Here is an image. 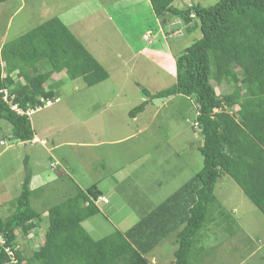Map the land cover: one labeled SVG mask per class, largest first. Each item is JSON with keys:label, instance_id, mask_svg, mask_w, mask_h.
Wrapping results in <instances>:
<instances>
[{"label": "rangeland", "instance_id": "374dc122", "mask_svg": "<svg viewBox=\"0 0 264 264\" xmlns=\"http://www.w3.org/2000/svg\"><path fill=\"white\" fill-rule=\"evenodd\" d=\"M217 1L178 0L176 6L208 7ZM150 9L149 0L0 4V48L59 17L110 75L88 87L83 79L54 74L45 85L46 91L54 86L59 101L33 111L30 121L40 144L52 148L49 152L35 144L19 146L11 139L12 125L0 121V220L16 213L26 171L31 167L56 175L51 164L57 162L58 171L82 185H96L108 198L110 204L102 203L100 213L83 223L99 240L115 230L129 231L140 221L142 209L145 215L165 202L203 167L195 106L179 97L171 102L155 99L136 119L130 117L132 109L148 99L143 89L154 95L176 83V59L198 39L194 32L180 34L178 22L165 25ZM47 70L42 66L41 72ZM211 83L220 96L233 92L225 82ZM73 181H50L47 190L32 195V206L43 211L63 204L75 191ZM215 193L218 203L211 207L224 210L211 211L194 241L189 264H264L263 214L228 175L219 179ZM47 222L39 231L40 245ZM18 240L27 257L38 249V244H30V236L19 235ZM171 241L164 240L153 251V264L174 261L177 248Z\"/></svg>", "mask_w": 264, "mask_h": 264}, {"label": "trees", "instance_id": "16d2710c", "mask_svg": "<svg viewBox=\"0 0 264 264\" xmlns=\"http://www.w3.org/2000/svg\"><path fill=\"white\" fill-rule=\"evenodd\" d=\"M177 1L149 0L150 11L165 25L177 21L180 34L194 32L198 39L177 57L176 83L154 95L143 89L148 99L132 109L130 117L136 119L155 99L171 98V102L179 97L195 106L203 167L165 202L145 215L142 209L140 221L129 231L115 230L99 240L83 223L100 213L103 192L96 185L81 188L52 166L54 181L68 177L76 192L63 204L38 211L31 197L47 190L51 182L31 189L30 167L16 213L0 220L4 241L0 264H153L149 259L153 251L171 238L177 246L172 264H189L194 241L209 223L211 211L224 210L211 206L218 203L216 186L225 175L264 216V0H218L212 6L191 4L182 9ZM42 66L48 70L41 72ZM59 73L71 80L83 79L88 87L110 77L59 17L0 48V121L12 125L13 142L31 145L36 134L26 113L57 101L54 86L46 91L45 85ZM211 82H225L234 87L233 92L220 96ZM5 90L25 114L4 100ZM46 220L40 245L39 231ZM19 235L30 236L32 246L38 244L31 256L20 250Z\"/></svg>", "mask_w": 264, "mask_h": 264}, {"label": "crops", "instance_id": "0c3cea01", "mask_svg": "<svg viewBox=\"0 0 264 264\" xmlns=\"http://www.w3.org/2000/svg\"><path fill=\"white\" fill-rule=\"evenodd\" d=\"M175 22H177V21H175ZM60 75H64V74H61V73H59ZM57 101H59V97H58V99H57ZM56 101V102H57ZM50 106V105H49ZM35 139H38L39 140V138L35 135ZM35 139L32 141V143H31V145L30 146H32V144H35V145H39L40 147H42L43 149H45V150H47L48 152L49 151H51L52 150V148L49 146V144H47L46 146H42V144H40V143H42L41 142V140H39V143H37V141H35ZM45 141V140H44ZM18 144H20L19 146H23V143H18ZM24 146L25 147H29V146H27V144H24ZM53 149H55V148H53ZM1 154V153H0ZM59 164L56 162V163H52L51 164V167L53 166V168H58L59 166H58ZM66 167V166H65ZM33 172H34V175H33V177H32V180H31V189H36V190H38L40 187H42V186H44V185H46V184H48L50 181L51 182H53L55 179H56V175H54V174H42L41 172H42V170H40V171H36L35 169L33 170ZM41 173V174H40ZM45 176H47V177H45ZM52 176H54V177H52ZM71 179H73V178H71ZM73 180H75V179H73ZM75 182H77V184L81 187V188H83V189H86V188H88V187H90L91 186V184H89V183H86V184H84V185H82L81 184V182L80 181H76L75 180ZM99 206L101 207V204H99ZM168 240H172L171 242H172V244L173 245H175L176 246V244H175V239L174 238H171V239H168ZM168 240H166V241H168ZM177 247V246H176ZM152 255V254H151ZM172 264V263H171Z\"/></svg>", "mask_w": 264, "mask_h": 264}, {"label": "built area", "instance_id": "2783aa9c", "mask_svg": "<svg viewBox=\"0 0 264 264\" xmlns=\"http://www.w3.org/2000/svg\"><path fill=\"white\" fill-rule=\"evenodd\" d=\"M3 98H4V100H5L6 102H8V104H9L10 106H12V108H13L14 110H16V111H18L19 113H21V111L19 110L18 106H16V105L14 104V102H13L14 97L9 98V94H8V91H7V90L4 91V97H3ZM100 200H102V202L105 203V204H108V203H109V201H108L107 198H101ZM0 242H1V240H0ZM10 254H11V253H10Z\"/></svg>", "mask_w": 264, "mask_h": 264}, {"label": "clouds", "instance_id": "9594fccd", "mask_svg": "<svg viewBox=\"0 0 264 264\" xmlns=\"http://www.w3.org/2000/svg\"><path fill=\"white\" fill-rule=\"evenodd\" d=\"M52 104V102H45V106L44 107H46V106H49V105H51ZM16 105V104H15ZM17 106V105H16ZM41 108H43V107H40V108H38L37 110H39V109H41ZM13 109V108H12ZM14 110V109H13ZM19 110L21 111V113H19L18 111H16V110H14V111H16V112H18L19 114H25V112H23L20 108H19ZM35 111V110H34ZM33 111H29V112H27L26 114H28V116H30V114L32 113ZM0 240H1V242L4 244V241H3V239H2V237L0 236ZM11 255H13L12 254V252H11Z\"/></svg>", "mask_w": 264, "mask_h": 264}]
</instances>
